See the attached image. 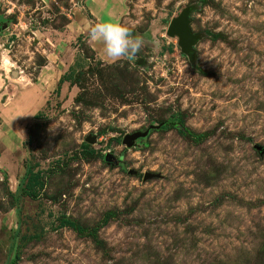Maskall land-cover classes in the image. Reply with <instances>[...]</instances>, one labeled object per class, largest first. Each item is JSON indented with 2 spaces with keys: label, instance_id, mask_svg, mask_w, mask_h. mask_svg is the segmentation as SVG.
<instances>
[{
  "label": "rangeland",
  "instance_id": "374dc122",
  "mask_svg": "<svg viewBox=\"0 0 264 264\" xmlns=\"http://www.w3.org/2000/svg\"><path fill=\"white\" fill-rule=\"evenodd\" d=\"M83 5L0 0V264H264V0H127L140 52L65 41L55 86L49 32Z\"/></svg>",
  "mask_w": 264,
  "mask_h": 264
},
{
  "label": "crops",
  "instance_id": "0c3cea01",
  "mask_svg": "<svg viewBox=\"0 0 264 264\" xmlns=\"http://www.w3.org/2000/svg\"><path fill=\"white\" fill-rule=\"evenodd\" d=\"M126 1L127 0H84V5L82 6L84 13H81L80 11L73 12L71 17L68 18V21L63 25L62 29H52L53 32H49L50 35H53L55 44L52 49L53 58H51L48 54L44 55L45 63L40 67L39 72L44 70L43 68H52V71L57 73L55 74L56 86L61 74L68 66L75 67V64H77V66H83V63L74 61L75 47H68L66 43H75L74 41L80 42V40L84 39L90 50L93 51L95 55H97L100 59L108 61L104 55L102 45L89 38L88 29L91 25L105 19L114 17L119 21L124 13V4ZM60 71H62V73H60ZM36 83H33V89H38L35 88L37 87ZM24 94H26V92Z\"/></svg>",
  "mask_w": 264,
  "mask_h": 264
},
{
  "label": "clouds",
  "instance_id": "9594fccd",
  "mask_svg": "<svg viewBox=\"0 0 264 264\" xmlns=\"http://www.w3.org/2000/svg\"><path fill=\"white\" fill-rule=\"evenodd\" d=\"M88 35L92 41L102 45L104 55L111 63L134 58L145 44L141 36L133 35L128 26L114 17L91 25Z\"/></svg>",
  "mask_w": 264,
  "mask_h": 264
},
{
  "label": "water",
  "instance_id": "95a60500",
  "mask_svg": "<svg viewBox=\"0 0 264 264\" xmlns=\"http://www.w3.org/2000/svg\"><path fill=\"white\" fill-rule=\"evenodd\" d=\"M188 8L183 9L179 14L175 17H172L166 27V34L168 36H176L177 37V44L182 53H185L187 56L192 52L191 45L194 44L196 41V36L193 35L188 27ZM6 23H2L1 27H5ZM148 132V129L144 131H133L131 133L125 134L121 142L124 143L126 146L134 145V140L137 138L144 137ZM104 160H112V162L116 163V159L111 156L110 154H105L103 156ZM111 158V159H110ZM153 174L143 173L142 179L150 178Z\"/></svg>",
  "mask_w": 264,
  "mask_h": 264
},
{
  "label": "trees",
  "instance_id": "16d2710c",
  "mask_svg": "<svg viewBox=\"0 0 264 264\" xmlns=\"http://www.w3.org/2000/svg\"><path fill=\"white\" fill-rule=\"evenodd\" d=\"M88 15V14H87ZM75 67H78L77 64H75ZM60 82V80H59ZM58 85V83H57ZM84 146V145H83ZM89 153H92L93 150L89 149L88 150ZM38 172L35 173H31V170L27 169V175L25 176V181L23 186L20 189V193L24 196L27 197H33L35 194L33 193V188L35 187L36 184H38ZM24 177V175H23Z\"/></svg>",
  "mask_w": 264,
  "mask_h": 264
}]
</instances>
